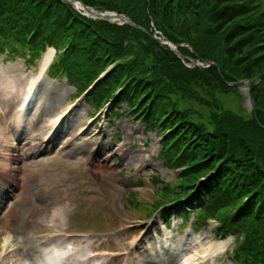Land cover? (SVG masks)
<instances>
[{
	"label": "trees",
	"instance_id": "1",
	"mask_svg": "<svg viewBox=\"0 0 264 264\" xmlns=\"http://www.w3.org/2000/svg\"><path fill=\"white\" fill-rule=\"evenodd\" d=\"M77 1L124 14L144 31L89 19L62 0H0V57L32 65L53 46L49 76L79 93L107 71L87 103L98 109L114 99L148 129L159 127L161 158L181 168L177 183L163 187L164 202L199 184L194 226L214 219L219 234L236 239L235 264H264V2ZM154 29L183 56L216 63L226 81L247 80L258 123L223 101L241 94L217 68L185 67L152 39Z\"/></svg>",
	"mask_w": 264,
	"mask_h": 264
},
{
	"label": "rangeland",
	"instance_id": "2",
	"mask_svg": "<svg viewBox=\"0 0 264 264\" xmlns=\"http://www.w3.org/2000/svg\"><path fill=\"white\" fill-rule=\"evenodd\" d=\"M40 63L35 68L27 69L22 60L2 61V58L0 59V111L6 107L3 98L12 95L15 105L11 112L6 111V113L15 115L19 112L29 84L38 77ZM39 81L36 92L38 99L40 97L41 100L48 102L57 94L55 101L63 106L53 116H46L44 121L46 129L39 130L40 127L35 125L36 120L33 122V118L34 114L41 111L42 104L34 105L35 107L30 108L24 115L19 135H16L17 130L14 124H4L6 128L3 135L8 137L7 146L1 144L3 151L8 150L5 154L9 153L12 157V160L5 164V169L13 170L14 177L20 184L26 181L25 175L30 170L37 169L43 172L41 180L30 187L28 196L22 198L20 190H17L9 199L5 198L7 201L3 200L4 205L1 211H7L15 205V202L18 203L14 211L19 215L20 221L15 226L17 225L25 236L26 248L23 251H28L25 254L33 253L36 241L34 235L39 231L36 230L35 225L25 227L24 220L33 212L32 216L35 215V219L40 221L37 215L45 205L39 200L40 190L53 188L54 190L48 196L51 201H60L68 197L65 190L57 188L58 185L65 184V181L61 179L63 177L64 179L71 178L73 186H76L77 193L75 195H72L71 191L69 193V198L74 199L70 211L76 208V216L80 210V213H85L84 216L76 219L77 229L94 231L99 236L94 249L109 250L119 255L109 264L177 263V258L171 259L164 254L162 249L164 232L155 238L153 229L148 228L142 231L144 226L141 227L138 219H144L147 215L144 212H135L126 202L130 198L127 195L128 192L137 193V197L144 201L156 200V195L152 191L160 186L152 183L151 180L153 178L156 180L174 178L175 174L168 170L158 157L160 140L156 135V130L146 132L141 123H136L128 115L113 119L108 116L109 108L96 115L91 122L87 119L89 109L82 101L70 109L63 119L60 120L59 116L57 122L54 123L59 113L64 115L67 112L75 91L65 84L64 79L50 80L44 74L41 75ZM46 90L50 91L47 98ZM240 93L241 98L237 101H232L229 96L224 97L223 101L234 110L245 112L249 109L247 93L244 88L240 89ZM118 110L120 113L124 112L125 106L120 105ZM22 138H26V141H21ZM50 138L53 140L48 143ZM69 140L73 141L70 145ZM102 142L104 145L100 144ZM95 149L98 151L96 161L91 160ZM0 159H2V154H0ZM102 161L104 165H101ZM15 170L20 173H16ZM90 170L93 174L89 172L91 178H88L83 172ZM46 179H50L49 184L43 186ZM139 181H143L144 185H138ZM86 190H95L96 194L86 197L82 193ZM108 205L111 211L107 209ZM96 212L98 215L95 214ZM39 217L42 219V216ZM170 220H174L177 224L180 223V219L177 220L174 216ZM154 221L157 222V230L162 229L159 219L151 221V224ZM210 231L211 229L200 232L204 247L219 241L209 233ZM190 232L188 224H185L179 235L172 234L170 239H167V244L169 242L177 244L185 240L190 243L189 251L197 248V241L194 240L196 235ZM186 233H189L190 237L186 236ZM144 236L151 238L147 245L144 248L139 246L138 251L136 248L133 249L132 244L136 245L134 241ZM232 243L233 239L225 254H218L206 259L205 262L196 257L194 264H233L228 256ZM84 250L88 251V248L84 246ZM34 255L23 254L28 258H33Z\"/></svg>",
	"mask_w": 264,
	"mask_h": 264
},
{
	"label": "bare ground",
	"instance_id": "3",
	"mask_svg": "<svg viewBox=\"0 0 264 264\" xmlns=\"http://www.w3.org/2000/svg\"><path fill=\"white\" fill-rule=\"evenodd\" d=\"M50 58H51V53L46 54L44 56L43 61H42V68H41L40 74L43 73V71L47 67V65L50 61ZM36 82H37V79L34 81V83H32L33 87L36 84ZM45 94H46V98H47L50 95V91L46 90ZM28 96L31 97V93H29ZM57 96H58L57 94L54 95V97L51 100H49L48 102L45 101L44 99L41 100V98L39 97L38 104H39V106H40V104H42V106L40 107L41 111L34 114V118H33V122H34V120H36L35 125L36 126L38 125L40 127L39 130H45L46 129V127L44 126V121H45L46 116H49V117L53 116L54 114L58 113L59 111H57V110H60V108L63 106V105H60L58 101H55V98ZM12 98H13L12 95H9V96H6L5 98H3L4 105L6 107H4V109L2 111H0V149H1V144H2V146L3 145L7 146L8 137H7V135H3V133H5L4 130L6 128V127H4V124H6V125H7V123L14 124V126L17 130L16 134L18 135L20 133L23 115H25L27 109L29 110V106L27 105L29 102V99L26 98L25 104H23L24 105L23 107H20L18 114L9 115V113H6V111L11 112V110L13 109V107L15 105L14 99H12ZM25 105H26V107H25ZM33 108H34V106H33ZM36 110H38V109H36ZM62 114L63 113H59L57 115V119L55 120L54 123L57 122V120L60 118L59 116ZM51 140L52 139H50L48 141V143L52 142ZM21 141H26V138H22ZM72 142L73 141L69 140L68 144L70 145ZM37 147L38 146H36V148ZM5 151L7 152L8 150H5ZM5 151H3L1 149L2 154L4 153L2 155V161L4 162V165L8 161L12 160L11 155L9 153L5 154ZM93 160L96 161V156L93 157ZM104 164L105 163L102 161L101 165H104ZM12 171L13 170L8 169L4 173L8 177V183L7 184L10 187L11 194H12V190H13V188L11 186L14 185L16 188H18V186H19V185H17V186L15 185L16 181H13L10 183V180L14 178ZM42 200H45L44 195H42ZM48 212L51 213V217H50L49 222H53L54 216H56V221H57L59 217L64 215V214H60L61 210H56V209L52 210V211H50V209H48ZM54 228H56V227H54ZM56 229H59V228H56ZM196 238H197L196 240H199L200 236H198ZM201 241L202 240L198 241L197 242V248H193L191 251H189L190 247L186 244H183L182 246H180L181 243H177L179 248H176V247L175 248H168L169 250H171L173 252L177 251L176 258L181 257V258H179V260L176 264H194L196 261V257H197V259L199 257L201 260L209 259L210 257H214L218 254H222L229 244V240H225V241L218 242L214 245H210L207 248V247L203 246V243ZM164 245L166 246L167 243H164ZM10 247L11 246L7 245L6 243H4L3 246L0 247V262L7 261V262H4V264H24V258L23 257L20 258L21 254L19 253V251H17V250L11 251L12 254L9 256V254H10L9 248ZM46 253H48V252H46ZM148 257H151V256H148ZM11 258H14V260L11 261L10 260ZM170 258L173 259V258H175V256H170ZM61 263H64V262H61ZM61 263H59V264H61Z\"/></svg>",
	"mask_w": 264,
	"mask_h": 264
},
{
	"label": "water",
	"instance_id": "4",
	"mask_svg": "<svg viewBox=\"0 0 264 264\" xmlns=\"http://www.w3.org/2000/svg\"><path fill=\"white\" fill-rule=\"evenodd\" d=\"M68 1L71 2L72 4H74L79 9H82V10H85V11L89 12L94 17H98V18H101V19H104V20H110L112 18V17H107V16H104L102 14H99L97 11H95V10H93L91 8L85 7L83 5H78L74 0H68ZM119 18L125 21V19L123 17L119 16ZM210 65H213V64H210ZM226 84L227 85H235V84H242V83L240 82V83H232L231 84V83H227L226 82ZM244 84L247 86V88H249V86L246 83H244ZM248 95H249V97H251L250 92H249V89H248Z\"/></svg>",
	"mask_w": 264,
	"mask_h": 264
}]
</instances>
